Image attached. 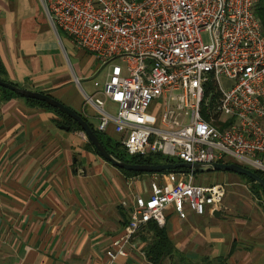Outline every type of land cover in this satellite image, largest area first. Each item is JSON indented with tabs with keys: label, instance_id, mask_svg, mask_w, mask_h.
Here are the masks:
<instances>
[{
	"label": "built area",
	"instance_id": "obj_1",
	"mask_svg": "<svg viewBox=\"0 0 264 264\" xmlns=\"http://www.w3.org/2000/svg\"><path fill=\"white\" fill-rule=\"evenodd\" d=\"M38 1L55 33L92 53L97 71L107 64L101 81L91 76L94 89L81 92L95 111L94 127L105 131L111 123L128 154L230 160L264 171V34L256 0ZM221 75L232 81L227 88ZM149 174L145 195L133 191L119 201L127 219L104 250L105 264L127 254L148 220L162 225L169 205L179 217L224 208L222 181L196 182L188 170Z\"/></svg>",
	"mask_w": 264,
	"mask_h": 264
},
{
	"label": "crops",
	"instance_id": "obj_2",
	"mask_svg": "<svg viewBox=\"0 0 264 264\" xmlns=\"http://www.w3.org/2000/svg\"><path fill=\"white\" fill-rule=\"evenodd\" d=\"M71 46L52 30L38 0H0V77L48 92L94 126L93 107L85 110L71 81L100 71L90 64L70 77L64 50ZM58 118L23 96L2 98L0 88V264H105L104 250L127 219L120 199L147 192L148 183L138 190L135 182L149 172H122ZM104 132L118 137L111 123ZM240 177H226L218 215L187 210L179 217L170 205L164 209L173 248L164 264H264V197ZM143 228L113 264H152Z\"/></svg>",
	"mask_w": 264,
	"mask_h": 264
},
{
	"label": "trees",
	"instance_id": "obj_3",
	"mask_svg": "<svg viewBox=\"0 0 264 264\" xmlns=\"http://www.w3.org/2000/svg\"><path fill=\"white\" fill-rule=\"evenodd\" d=\"M253 12L255 14V16L258 18L259 23H260V28H261V32L264 34V0H256L255 4H254V8H253ZM0 72H3V67L0 63ZM3 80H6L3 77H0ZM9 81V80H6ZM12 82V81H9ZM14 84H16L15 82H12ZM18 85V84H17ZM1 90H2V98H6L10 95H18L19 94L15 93L14 91L5 88L3 86H0ZM26 100L45 106V107H49L50 109H52L57 116L59 117L58 120H56L57 124H65L67 125L68 129H80L79 125L77 124V122L72 119L70 116H68L66 113L60 111L59 109L48 105L46 102L42 101V100H38L35 98H31V97H24ZM81 115V114H80ZM85 120L86 117H84L83 115H81ZM87 122L89 123V125L91 126L93 132L95 133L96 137L98 138V140L102 143V145L104 146V148L110 152L112 155H114L115 157L124 160V161H128V162H151V163H156V162H165V161H176L179 160L176 157H172V156H166V155H162L158 152H154V153H148L145 155H138V154H128L124 147L122 146V144L119 142L118 138L111 136L107 133H105L104 131H99L97 130L91 122H89L87 120ZM215 123V121H213ZM85 146L88 148H91L95 153L98 154L97 150L93 147V145L90 143V141L86 138L85 141ZM99 155V154H98ZM118 168V167H117ZM120 169L122 172L126 173V174H136V173H141V172H147V171H133V170H126L123 168H118ZM180 171H186L185 168H180ZM257 175L261 176L262 178H264V171L262 170H258V169H252ZM163 171V170H161ZM197 173V172H193V175ZM242 176H244V178H246V181L250 182V186L253 188L258 189L259 191H261V193L263 194L264 197V189L257 183L255 182L252 178L241 174ZM144 232H143V241L145 242V247H144V254L147 257V259L152 263V264H164L163 260L168 257L171 256L173 253V248L171 245L170 240L168 239L167 235H166V231H165V227L164 225H159L157 224L154 220H148L146 222V224L144 225Z\"/></svg>",
	"mask_w": 264,
	"mask_h": 264
},
{
	"label": "water",
	"instance_id": "obj_4",
	"mask_svg": "<svg viewBox=\"0 0 264 264\" xmlns=\"http://www.w3.org/2000/svg\"><path fill=\"white\" fill-rule=\"evenodd\" d=\"M0 86L8 88L15 93L19 94L23 97H31L38 100H42L46 102L48 105L53 106L60 111L66 113L72 119H74L80 127V130L83 132L85 137L90 141L93 147L97 150L98 154L107 160L109 163L114 165L118 168H123L126 170H133V171H161V170H173V171H180V168H185L190 172H201V171H208V170H218L224 169L233 171L239 174H244L250 178H252L255 182H257L263 189H264V178L257 175L252 169L244 167L234 161H212V162H187L184 160H176V161H165V162H128L121 160L110 152H108L102 143L98 140L95 133L93 132L91 126L79 113L68 107L67 105L63 104L58 99L54 98L48 92L42 90H35L30 89L24 86H20L14 84L12 82L3 80L0 78ZM60 127L67 128L68 126L65 124L60 123ZM212 214L218 215L219 209L215 208L211 211Z\"/></svg>",
	"mask_w": 264,
	"mask_h": 264
},
{
	"label": "rangeland",
	"instance_id": "obj_5",
	"mask_svg": "<svg viewBox=\"0 0 264 264\" xmlns=\"http://www.w3.org/2000/svg\"><path fill=\"white\" fill-rule=\"evenodd\" d=\"M58 33L60 34L61 37L64 36L62 31H58ZM201 37H202L203 40H205V41L207 40V34H206L205 31L201 32ZM64 55H65L64 56V58H65V66H66V68L68 70V73H69L70 77H72V73L73 72L78 75V72L85 71V70L89 69L90 64L97 65L92 53L86 52V51H84V50H82L80 48H77L75 46L72 47V50H68V48H66L64 50ZM106 67H107V64H105L102 67V69L100 70V72L96 75V77H95L96 79H99L101 81L104 78V71H105ZM71 82H73L75 84L76 89H77V93L80 96H82L81 99L83 100V105L85 107V110L92 112V110L90 108V104L85 101L84 96H83L79 86L73 80ZM219 82H220V84H221V86L223 88H227L232 83V81L230 79H228L227 77H224L223 75H221L219 77ZM79 84L87 93H90L91 92L90 88L92 87L91 74H89L88 76L83 77V78L79 76ZM104 107L107 110H109L110 112H113L115 110V104L113 102L109 101L108 99H105ZM148 111L151 112L150 109ZM144 173H146V172H144ZM229 174L231 176H238V177L241 176L240 177L241 182L244 183L247 187H248V184H250V182L246 181V178H244V176L240 175L239 173L237 174V173H234V172H231V171H227V170H224V169L197 172V173H195L193 175V179H194V181L200 182V183H210V182H215V181H223L224 182V181H227L226 177ZM148 181H149V177L147 175L141 176L135 182L136 188L138 190L139 189H143L144 190L145 189L144 182L148 183ZM226 189H228V191H230L232 189V186L230 184H226ZM222 204L224 205L223 199H222Z\"/></svg>",
	"mask_w": 264,
	"mask_h": 264
}]
</instances>
